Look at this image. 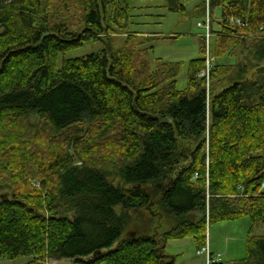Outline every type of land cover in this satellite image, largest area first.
Instances as JSON below:
<instances>
[{
  "label": "trees",
  "instance_id": "trees-1",
  "mask_svg": "<svg viewBox=\"0 0 264 264\" xmlns=\"http://www.w3.org/2000/svg\"><path fill=\"white\" fill-rule=\"evenodd\" d=\"M163 1L171 11H185L175 7L177 0ZM80 2L82 34L55 18L51 0H0V122L11 125L0 129V160L16 142L24 155L15 148L12 153L22 163L38 164L42 177L39 189L21 186L0 198V258L29 257L28 264H173L167 263L166 241L192 237L201 249L207 246L208 223L247 217L252 228L246 257L230 264H264V236L253 235L264 223V66L251 81L239 63L224 69L230 81L216 87L222 89L210 108L206 80L199 77L205 58L190 62L188 89L180 91L181 64L158 59L152 67L146 42L156 36L138 40L129 34L123 48L64 58L59 66L61 54L102 33L113 35L112 24L122 27L131 20V0ZM210 7L222 10V33L251 37L244 50L252 61H263L264 0H210ZM109 9L112 21L105 28ZM231 19L247 25L235 29ZM108 42L112 46L111 38ZM221 47L216 46L217 56ZM148 114L173 121L163 124ZM30 115L46 125L42 131L53 145H80L81 130L75 127L87 119L96 123L90 142H82L81 165L61 150L43 151L40 158L10 135ZM180 141L195 152L181 150ZM108 149L126 159L118 174L129 188L112 183L97 164ZM155 196L173 220L172 229L124 236L131 212L149 207Z\"/></svg>",
  "mask_w": 264,
  "mask_h": 264
},
{
  "label": "rangeland",
  "instance_id": "rangeland-1",
  "mask_svg": "<svg viewBox=\"0 0 264 264\" xmlns=\"http://www.w3.org/2000/svg\"><path fill=\"white\" fill-rule=\"evenodd\" d=\"M180 5L185 7V11H171L166 7L163 0H131V20L126 26L121 24L122 27H120V23L112 24L114 27L112 30L115 32L113 35L102 33L100 37L87 41L82 47L61 54L58 61L59 66L62 65L64 58L85 57L101 50H107L111 53V48L114 50L123 48L129 34H136L138 40H148L151 36H156L158 39H154L151 43L149 41L146 42V46H152V50L150 51L152 67L156 68L155 63L158 59L181 64L177 77V88L180 91L188 89L190 62L201 57L205 58L207 63L209 58L210 62L214 65V72H211V80L205 82L207 105L210 108L213 96L222 89L216 87L230 81L229 75L224 74V69L228 67L235 68L239 63L242 66V70L247 71L246 79L251 81L256 77L258 70L264 66V60L252 61L249 53L244 50L250 45V41L247 39L251 37H247L248 35L235 33L230 37V35L226 36L222 33L224 21L222 10L221 8L212 10L210 0H177L175 7L179 9ZM51 8L54 10L52 14L55 18L68 22L72 25L73 29L81 34L84 32L83 9L80 0H51ZM103 17V23L105 28H107L112 21L111 9L103 14ZM208 17L211 20L210 29H206V25H204ZM227 22H231V24L233 22L232 27L235 29L244 27L239 25L238 20L233 21L231 19ZM109 38L112 40V46H109ZM229 38L238 41L241 39V47L237 45L238 41L234 45L228 44L231 43L228 40ZM225 39L228 41L223 45L222 41ZM217 45L222 46L221 56H217L215 53ZM143 48L144 45L143 47H137L138 50ZM213 73H215L214 78ZM163 74H167V72ZM2 122H0V129L3 127L8 129L11 126L5 120ZM19 126L18 129H10V135H14L22 145L30 148L31 152L38 157H42L41 153L43 151L61 150L64 153L71 154L74 158V163L78 165H81V157L85 156V146H82V142L84 144L90 142V130L96 131L97 127L96 123L90 122L88 119L83 121L75 127L76 131L80 132L81 130V144L78 146H66L60 143L53 145L49 141L43 133L46 130V125L36 115L23 118L22 121H19ZM43 129L45 130L42 131ZM202 141V139L199 140V144ZM15 144L6 148L3 159L0 160V198L11 197L14 189H19L21 186H30L33 189H39L41 186V169L38 167V164L33 165L30 160H24V163H22L20 156L23 157L24 154ZM191 146L194 147V144ZM13 148L20 151L19 157H16V153H12V151H15ZM179 148L190 154L195 152V149L189 150L188 143L185 141L179 142ZM8 159L11 160L10 164L7 162ZM125 160L121 153L108 149L97 164L105 170L108 180L119 187L129 188V185H126L118 174V168L125 163ZM149 187L151 188V184H149ZM209 198H211L210 193L207 194V202H209ZM159 201V196H155L149 207L131 212V220L129 223L128 219L124 236H129V234L131 235L134 232H137V234L141 232L148 235H161L171 230L174 222L167 217ZM127 215L129 218V211ZM195 215L196 220L201 218V214L196 213ZM251 228L252 222L247 217L231 221H220L213 224L209 223L207 229L208 240L211 239L213 244L227 249L226 254L223 252L224 255L221 254V256L223 255L224 262L231 261V259L237 260L240 259L239 257H246ZM253 235L264 236V223L254 228ZM198 250L196 242L192 237L168 240L165 248L167 253L180 254L185 252V258L179 259L177 264L184 260L188 264L199 263L206 255L197 254ZM30 261L31 258L29 257H19L13 260L0 258V264H28ZM48 264L80 263L70 260H59L49 261Z\"/></svg>",
  "mask_w": 264,
  "mask_h": 264
},
{
  "label": "crops",
  "instance_id": "crops-1",
  "mask_svg": "<svg viewBox=\"0 0 264 264\" xmlns=\"http://www.w3.org/2000/svg\"><path fill=\"white\" fill-rule=\"evenodd\" d=\"M208 225H209V223H208ZM207 229H208V227H207ZM207 238H208V235H207ZM167 243H168V241H166V243H165V245H164V252H165V254H166V256H167V263L168 262H172L173 264H177V261L179 260V259H184L185 258V252H182V253H167L166 251H165V248H166V246H167ZM207 248L209 249V252H210V255L212 256V257H214V258H217L219 261L218 262H223V263H226V264H230V263H233V262H235V261H237V260H240L242 257H239L240 259H237V260H233V259H231V261H228V262H224V259L222 258V256L224 255V254H226V252H227V249H225V247H220V246H218V245H215V244H213V241L210 239V240H208L207 239ZM218 250V251H217ZM224 254H223V253ZM198 254V253H197ZM217 254V255H216ZM221 254H223L222 256H221ZM200 255V254H199ZM204 255H206V254H204ZM220 256V257H219ZM231 258V257H230ZM243 259V258H242ZM188 264L185 260L184 261H182V262H180V263H178V264ZM195 264H212V262H210V260H209V258H208V256L206 255L205 256V258L203 259V260H200V262L199 263H195Z\"/></svg>",
  "mask_w": 264,
  "mask_h": 264
},
{
  "label": "built area",
  "instance_id": "built-area-1",
  "mask_svg": "<svg viewBox=\"0 0 264 264\" xmlns=\"http://www.w3.org/2000/svg\"><path fill=\"white\" fill-rule=\"evenodd\" d=\"M232 20H234V19H232ZM238 21H239V25H241V26L247 25V23H244L243 21H240V20H238ZM210 22H211L210 17H208L206 22H204V25H206V29H210ZM213 69H214V65L210 62V60L208 58L207 63H206V67L199 72V77L205 79L206 82H209L210 78H211V72ZM263 186H264V184H263ZM197 253L198 254H206L208 256L210 262L219 261L217 258H214L210 255V252H209V249L207 248V246L199 249L197 251Z\"/></svg>",
  "mask_w": 264,
  "mask_h": 264
},
{
  "label": "water",
  "instance_id": "water-1",
  "mask_svg": "<svg viewBox=\"0 0 264 264\" xmlns=\"http://www.w3.org/2000/svg\"><path fill=\"white\" fill-rule=\"evenodd\" d=\"M49 35V33H46L44 34L43 37ZM149 117L153 118V119H157L160 123H172V118H169V117H164L163 115H153V114H148ZM8 198H10L8 196ZM137 232H134L133 234L129 235V238L133 239V238H136L137 237Z\"/></svg>",
  "mask_w": 264,
  "mask_h": 264
}]
</instances>
